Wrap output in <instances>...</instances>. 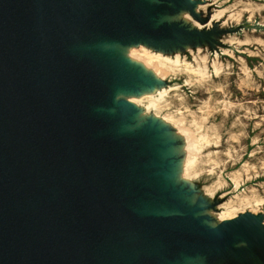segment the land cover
<instances>
[{"label": "water", "instance_id": "water-1", "mask_svg": "<svg viewBox=\"0 0 264 264\" xmlns=\"http://www.w3.org/2000/svg\"><path fill=\"white\" fill-rule=\"evenodd\" d=\"M262 68L264 0H0V264H264L197 82Z\"/></svg>", "mask_w": 264, "mask_h": 264}, {"label": "rangeland", "instance_id": "rangeland-1", "mask_svg": "<svg viewBox=\"0 0 264 264\" xmlns=\"http://www.w3.org/2000/svg\"><path fill=\"white\" fill-rule=\"evenodd\" d=\"M197 82L199 84L202 83L201 85L204 88H206L205 81L199 80ZM209 83L211 84L219 83V84H216V85H219L217 89L227 92V93L225 92L226 99H224L225 98L224 96L220 97V95L217 94L214 90L211 91V90L206 89V94L204 97V101L202 103L203 104L202 118L204 119L206 123L209 124L210 128L212 129V134L216 138L220 139L226 147H228L231 150L235 148L236 150L234 149L233 151L237 153L247 152L249 154V165L251 167L254 166L253 168H259V170L264 171V137H263L264 127H262L264 126V119H263L264 118V98H262L264 97V68H262L258 73H256L253 76H245V77L239 78L236 81H233L229 77H226L216 82H209ZM230 101H232L233 103ZM238 103L240 107L238 106ZM231 105L233 106L232 108H231ZM240 108H243V110ZM261 116H263V118ZM215 120L223 121L222 122L223 127H221L222 133L218 132L219 133L218 134L216 131H214L213 129L214 127L212 126L213 124L215 125ZM232 124H233V128L231 127ZM261 160L263 162H260Z\"/></svg>", "mask_w": 264, "mask_h": 264}, {"label": "bare ground", "instance_id": "bare-ground-1", "mask_svg": "<svg viewBox=\"0 0 264 264\" xmlns=\"http://www.w3.org/2000/svg\"><path fill=\"white\" fill-rule=\"evenodd\" d=\"M262 75V74H261ZM206 83V89H208V90H214L217 94H219L220 95V97L221 96H224L223 98L224 99H226V94H225V92L226 91H223V90H220V89H217V87H219V85H216V84H219V83H216V84H211V83H209V82H207V81H205ZM202 84V83H201ZM259 86V85H258ZM259 88V87H258ZM227 93V92H226ZM222 94H224V95H222ZM230 96V95H229ZM228 98V97H227ZM262 98H264V97H262ZM207 100H208V98H207ZM237 100V99H236ZM207 102V101H206ZM228 102V101H227ZM230 102H232V101H230ZM237 102V101H236ZM255 102H257V101H255ZM205 103V102H204ZM233 103V102H232ZM224 104V103H223ZM241 104V103H240ZM208 105V104H207ZM207 105H206V107H207ZM225 105V104H224ZM249 105V104H248ZM261 105V104H260ZM259 105V106H260ZM213 106V105H212ZM236 106H237V104H236ZM238 106L240 107V105H239V103H238ZM228 107H229V105H228ZM233 106L231 105V108H232ZM223 108H225V107H223ZM238 108V107H237ZM246 108V107H245ZM207 109V108H206ZM219 109V108H218ZM230 109V108H229ZM234 109H236V108H234ZM240 109H242L243 110V108H240ZM252 109V108H251ZM261 109H263V108H261ZM228 110V109H227ZM232 110V109H231ZM253 110V109H252ZM262 111V110H261ZM233 112V111H232ZM239 112V111H238ZM225 113V112H224ZM223 113V114H224ZM247 113V112H246ZM213 114V113H212ZM227 114V113H226ZM230 114H231V112H230ZM244 114V113H243ZM242 115V114H241ZM228 116V115H227ZM226 116V117H227ZM239 116V115H238ZM262 118H263V116H261ZM260 117V118H261ZM208 118V117H207ZM239 118V117H238ZM248 119V118H247ZM264 119V118H263ZM213 120V119H212ZM223 121H216L215 120V125L213 124V126L212 127H214L213 129H214V131H216L217 133L218 132H221V130H222V128L221 127H223L222 126V123ZM233 122V121H232ZM231 122V123H232ZM254 123H256V122H254ZM258 123V122H257ZM237 124V123H236ZM239 124V123H238ZM241 124V123H240ZM259 124H260V122H259ZM235 126H237V125H235ZM256 126V125H255ZM230 127V126H229ZM228 127V128H229ZM232 128H233V124H232V126H231ZM262 127H264V126H262ZM227 128V127H226ZM225 128V129H226ZM212 130V129H211ZM231 130V129H230ZM229 130V131H230ZM261 130V129H260ZM235 131V130H234ZM248 131V130H247ZM216 132H215V134H216ZM225 132V131H224ZM222 133V132H221ZM234 133V132H233ZM242 133V132H241ZM241 133H240V135H241ZM219 134V133H218ZM237 134H238V132H237ZM231 135H233V134H231ZM214 136V135H213ZM236 136V135H235ZM218 137V136H217ZM229 137H230V135H229ZM256 137V136H255ZM264 137V136H263ZM255 140V139H254ZM231 145V144H230ZM237 145H239V144H237ZM235 147V146H234ZM243 147V146H242ZM238 148V147H237ZM262 148V147H261ZM235 149V148H234ZM233 149V150H234ZM236 150V149H235ZM241 150V149H240ZM262 150V149H261ZM259 152V151H258ZM260 155V154H259ZM259 160V159H258ZM260 162H263L262 160L260 161ZM261 165H263V164H261ZM254 167V166H253Z\"/></svg>", "mask_w": 264, "mask_h": 264}]
</instances>
